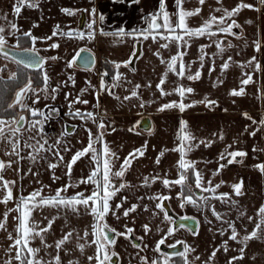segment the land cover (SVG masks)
Returning a JSON list of instances; mask_svg holds the SVG:
<instances>
[{
	"label": "crops",
	"instance_id": "1",
	"mask_svg": "<svg viewBox=\"0 0 264 264\" xmlns=\"http://www.w3.org/2000/svg\"><path fill=\"white\" fill-rule=\"evenodd\" d=\"M238 0H222L223 6L227 8L234 7ZM245 2L256 3V0H245ZM39 7L29 8L23 7L18 19L22 20L20 30H32L33 34L37 37H45L51 35L53 28L60 25L65 31L67 27L83 28L89 17L87 13L77 11L74 16H68L61 11V8H70V4L62 3L60 0H38ZM167 9L170 13L176 11L174 0L166 1ZM159 0H139V3L132 4L131 0H86L76 9H91L95 7L97 10V24L95 39L93 40H69L66 38H54V41L38 42L37 48L41 49L40 55L44 57L58 56L61 59L57 61H48L46 68L52 78L53 83L58 81L67 80L69 74L74 76L76 81L75 86L69 82L66 87H62L60 93L55 101L49 100V104H54L60 108L61 114L59 117L54 118L46 125V132L50 137H55L63 130L64 125H77L75 132L66 140L74 152L76 149L81 148L82 145L87 144V133L84 131L82 122L78 119H72L65 116L64 113L68 111L67 101L64 98V93H72L74 98L79 93L80 89L87 86L86 82L99 87L100 74L104 71H113V66L110 61H123L127 60L132 52L133 45L137 41L127 36L118 38L115 36H104L100 34L102 28L105 32H113L120 27H125L127 30L140 28L144 25V16L148 13L155 12L158 9ZM199 6L195 0H186L185 8L192 9ZM219 5L216 0H207L206 4L202 6L201 16L191 17L189 19L190 26H199L201 17L207 18L209 8H215ZM43 7V10L41 9ZM257 7H259L257 3ZM103 14L105 20L101 23L98 15ZM217 15H219L217 13ZM175 20V17H173ZM238 23L242 26V37L236 39L228 36L224 39V46L226 51L223 54H216L217 49L211 43V38L201 37L191 41V47L188 48V54L185 56L186 63L192 64V71L200 67L199 61V46L201 44L210 45L204 49L207 54L204 59V67L201 69V78L199 80H178L175 75L169 74L166 84L164 85L165 91L171 92L176 83H182L186 87H192L194 91L188 94L184 103L191 104L193 101H201L205 97L216 101V104L211 107H206L203 103H196L194 106L186 108L181 112L178 108L166 109L158 111L157 109L162 105L171 101H179L180 97L176 94L161 96L157 91L155 85L159 82V77L165 72V65L160 63V59L153 53L159 48V43H154L151 39L143 41L138 44L142 49L143 56L139 60H135L133 67L136 71L132 72L127 68H121L120 71L125 74L126 80L131 81L132 84L124 83L122 86L115 89L116 95L121 99L129 94V90L134 84H140L142 87L138 90L140 99L133 98L130 101L116 100L107 93H101L99 100V109L95 111L106 112L105 121L109 127L105 130V141L110 148L115 151L120 157L121 161H117V167L122 158L126 156L134 148L141 147L147 142L145 155L133 162L131 169L125 176L131 185L130 187L122 190L112 202L113 207L115 203H119L120 196H127L128 201L124 203V207H130L131 203H140L141 205L147 204L149 211H145L141 206L135 213L130 214L129 217L124 218L122 211L121 218L117 220L114 216L109 215L107 223L117 229L118 231L124 230V225L134 228L135 236H142L143 244L148 247L140 252V255L147 256L149 260L158 258L159 254L155 253L154 247L156 242L166 233L167 228L172 226L176 231L172 236L167 237L164 245L161 246V251L170 253L168 244L175 243L176 240H181L192 246L196 251L191 254L190 259L195 256H200L201 260L196 261L195 264H204V261L211 254L214 248H219L220 251L214 258L212 264H227V261L232 256H239L238 249L245 248L243 259L235 261L234 264H264V238H254L241 243L239 240L233 241L228 239L231 235L229 229L220 235L222 228L227 229V224L217 220L208 207H196L191 204H186L183 208L179 206V200L176 193L180 190L179 186L173 187L171 190L164 189L160 182L152 184L150 187H140L144 176H152L157 173L163 175L168 174L169 179L177 177L176 162L179 159V154L176 152L168 151L161 158L160 164L155 163L156 156L164 149H172L177 143V132L179 130L180 121L187 122L188 130L196 137L194 144H199L200 141H212L210 146L205 147L204 144H199L188 153L187 159L196 162V168L202 173L205 182L211 180L213 185L223 184L216 189V195L220 193H228L230 201H235V205L224 203L217 199L210 200V205L214 206L216 211L223 215L224 220L233 221L237 231L242 238L248 234L253 228L254 223L246 219L247 216H252L256 222L259 218L256 212L261 205H264V173L259 171L254 165L264 163V151L253 152V147L264 149V127H260L258 122L264 118V96L257 92V88L264 90V46L261 47L259 53L254 50L252 41L260 39L264 45V8L259 12L244 9L236 17ZM251 20L252 23L248 24L246 21ZM33 24L38 25L33 27ZM235 32L240 33L241 29H234ZM228 41H231L233 47L227 48ZM58 42L60 47L57 49L47 48L48 43ZM163 41H160L162 43ZM22 47H30L31 43L28 40L21 41ZM80 49H87L95 56V64L92 70H87L84 67L75 66L71 69L66 68V62L72 58L73 55ZM161 55L167 59L175 54L176 47L171 45L167 49H161ZM255 55L260 61L262 71L253 73L254 79L257 81L255 84L245 86V94L242 96H232L230 92L232 89L240 87V79L243 72L252 71L251 68L241 69L238 63H232L229 69L221 72L220 65L224 60L231 56L233 62H245L250 57ZM14 70L17 64L12 62ZM214 67L215 70L209 72V69ZM2 77V76H1ZM5 78V77H4ZM108 83H111V77L105 78ZM219 81H222L220 83ZM151 84V87L147 85ZM213 84H216L213 87ZM37 87L39 85H36ZM91 92V90H90ZM259 97V98H258ZM84 99L90 101L88 105L77 104L76 108L82 110H94L93 105L96 103L94 94L85 93ZM144 101L145 106L141 108L140 102ZM150 102V103H149ZM44 102L41 101L37 107L43 108ZM19 114L27 113L21 109ZM244 113H247L257 124H253L251 120L245 118ZM149 120V128L144 129L139 126L135 132H129L128 129L139 120ZM87 127L96 131V125L91 121L87 122ZM115 127L116 131H111ZM257 127L260 130L255 136L249 135V132L254 131ZM247 128V131H246ZM71 132V127H69ZM215 134V135H214ZM223 139H220V135ZM227 145H232L230 150H242L248 153L246 157L237 158L242 162L227 164V160L220 161L219 155L224 152ZM99 147V145H97ZM66 160L71 158V153H63ZM0 159H7L0 152ZM49 159L53 158L49 156ZM53 162H55L53 160ZM220 163L226 166L221 169L219 174L213 176V172L219 167ZM89 162L87 159H81L74 165L73 174L71 177L65 176L66 169L63 165L56 168L55 175L60 177L59 180L53 181L52 171L48 170L47 162L41 161L39 164L33 165L28 160H23L19 165L13 167L21 168V172L17 173L13 169H8L4 175L6 179L15 180L14 196L21 194L28 195L34 189L40 188L42 185L47 187L43 188L44 195H53L57 188L63 187L65 184H72L73 187L69 188L63 195L71 196L77 191L90 194L92 191L91 185L78 184L82 176H86L89 172ZM33 171H38V176L24 175L29 168ZM243 180L242 195L237 196L231 185ZM39 181V183H37ZM188 184L193 187V192L196 196H209L210 193H202L194 187V178L189 174ZM156 193L169 195L172 198L166 201L167 210L169 215L176 222L170 225L168 221L163 219V214L152 215L157 201H150L146 197L152 196ZM137 197H145L142 201H138ZM195 198V197H194ZM14 206V202H9L8 207ZM5 205L0 204V214L5 210ZM59 215L53 225V230L47 235V242L53 244L56 239L60 237L63 231L69 227L75 228L76 231L81 232L92 222V217L88 215L83 207H80L79 214H72L70 211L60 209H44L43 212L35 211L33 216L41 224H46L44 216ZM240 213H244L243 216ZM12 215H15L13 213ZM180 216H188L194 218L195 227L198 222L197 235H193L186 228L181 229L178 227ZM67 217V223L65 222ZM211 221V223H209ZM148 224L151 231L146 235L142 225ZM13 221L9 217V230L12 229ZM227 240L228 252L223 251L224 241ZM7 236L6 233L0 232V247L6 246ZM33 247H39L40 242L37 239ZM178 251H183L182 245H177ZM115 250L120 253L122 257V264H141V261L136 258L135 250L131 248L128 241L122 237L118 238ZM94 249L87 248L85 256L93 254ZM5 254L0 251V264L5 259ZM48 257H45L47 259ZM81 261V264H87L84 256L79 253L76 257ZM174 264H182L180 258H173ZM66 264V261H65Z\"/></svg>",
	"mask_w": 264,
	"mask_h": 264
},
{
	"label": "snow or ice",
	"instance_id": "2",
	"mask_svg": "<svg viewBox=\"0 0 264 264\" xmlns=\"http://www.w3.org/2000/svg\"><path fill=\"white\" fill-rule=\"evenodd\" d=\"M207 0H195V3L199 6L187 9L185 8L186 0H174L176 11L170 13L167 9L166 0H159L158 9L155 12L148 13L144 16V25L140 28H134L127 30L125 27H120L113 32H105L102 28L99 30L100 34L104 36H115L123 38L125 36L137 41V44L133 45L131 54L127 60L123 61H110L113 66V71H104L100 74L99 87L92 85L90 82H86L87 86L80 89L79 93L72 97V93L65 92L64 98L67 101L68 111L64 113L65 116H69L72 119H78L82 122L84 131L87 133V144L82 145L81 148L76 149L74 152L69 146V142L66 137L73 134L77 125L71 126L64 125L63 130L58 133L57 136L50 137L46 132V125L50 123L54 118L59 117L61 114L60 108L54 104H49L48 101H55L62 87H66L69 82L75 86L74 76L69 74L67 80L58 81L53 83L52 78L46 68L48 61H57L61 59L58 56L44 57L40 55L41 49L37 48L38 42L54 41V38H66L69 40H93L96 35L97 24V10L95 7L91 9H70L61 8V11L68 16H74L77 11H83L87 13L89 19L83 28L67 27L65 31L60 25H56L53 28L51 35L45 37H37L33 34L32 30L23 31L19 29L16 23H9L7 28L0 26V58L5 60H11L18 66V71L11 72L7 80L16 83H22L14 92V98L11 103H7L6 107L0 104V152L7 159H0V204L5 205V210L0 214V232L6 233L7 243L6 246L0 247L6 258L3 259L2 264H81V261L76 257L79 253L80 256H84L87 264H122V257L119 252L115 250L118 238L122 237L128 241L131 248L138 250L136 252V258L141 261V264H174L173 258H180L182 264H195L196 261H200V256H195L190 259L192 253L196 250L184 241L176 240L175 243L168 244L167 247L173 249L172 252L166 253L161 251V246L165 244L167 237L172 236L176 231V228L169 226L166 233L156 242L154 252L159 254L158 258H152L149 260L147 256L140 255L148 245L143 244L142 236L134 235V228L124 225L123 231L111 227L107 223V217L109 215L114 216L117 220L121 218L120 213L124 218L135 213L141 206L145 211H149L147 204L141 205L140 203H131L130 207L125 208L124 203L128 201L127 196H120L119 203H115L113 207V200L118 197V194L130 187L131 185L125 176L131 169L133 162L145 155V149L147 142L141 147L134 148L126 156L122 158V162L117 167V161H121V157L113 151L108 143L105 141V130L109 127L106 124L105 117L106 112L95 111L99 109V100L101 93H107L116 100L130 101L133 98L140 99L139 89L142 87L140 84H134L129 90V94L125 95L122 99L116 95L115 89L122 86L124 83L132 84L131 81H127L125 74L120 71L121 68H127L132 72L136 69L133 67L135 60H139L143 56V51L138 47V44L151 39L154 43H159V48L155 53L160 59V63L165 65V72L159 77V82L155 87L161 96H168L176 94L180 97L179 101H171L166 104H162L157 110L164 111L166 109L178 108L181 112L186 108L194 106L196 103H203L206 107H211L216 104V101L205 97L201 101H193L191 104L184 103V99L188 94H191L194 89L192 87H186L182 83H176L171 92L165 91L164 85L167 82L169 74L175 75L178 80H199L201 78V69L204 67V59L207 55L204 52L206 47L210 45L201 44L199 46V61L200 67L192 71V64L186 63L185 56L188 54V48L191 47V41L194 39H200L201 37L211 38V43L215 45L218 50L216 54H223L226 51L224 46V39L228 36L240 39L242 37V26L238 23L236 17L242 10L248 9L259 12L261 8H264V0H256V3L245 2V0H238L234 7L227 8L223 6L222 0H216V4L219 5L215 8H209V14L207 18L201 17V23L199 26H190L189 19L191 17L201 16L202 6L205 5ZM132 4L139 3V0H131ZM257 3L259 7H257ZM37 8L39 7L38 0H14L12 4V10L17 16L21 13L23 7ZM217 13L219 15H217ZM175 17V20L173 19ZM98 19L101 23L104 22L105 16L103 14L98 15ZM246 23L251 24L252 21L248 20ZM38 25L33 24V27ZM234 29H241L240 33L234 31ZM15 39V42L10 44L9 38ZM21 40H28L31 43L30 47H22ZM160 41H163L160 43ZM254 50L259 53L262 45L260 39L252 41ZM171 45H175L176 51L174 55H171L165 59L161 55V49H167ZM60 47L58 42L48 43L47 48L57 49ZM233 47L231 41H228L227 48ZM87 49H80L72 56L70 60L66 62V68L71 69L75 66L81 65L87 70L94 68L95 60L90 55H86ZM232 63H238L241 69L251 68L250 72H243L240 79V87L238 89H232L230 95L242 96L245 94V86L249 84H255L257 81L254 79L253 73H259L262 71L260 61L255 55L250 57L245 62H233V58L228 56L226 60L220 65L221 72L229 69ZM7 68V65L0 67V72H3ZM215 68L209 69V72L214 71ZM31 73H36L33 76ZM111 77V83L106 81V77ZM3 77H0V82L3 81ZM222 83V81H219ZM36 85H39L38 87ZM151 87V84L147 85ZM216 84H213L215 87ZM91 90V92H90ZM2 91V89H0ZM257 92L264 96V90L257 88ZM85 93L94 94L96 103L92 106L94 110L80 109L74 107L77 104L88 105L89 100L84 99ZM259 98V97H258ZM44 102L43 108L37 107L38 104ZM150 103V102H149ZM141 108L145 106V102L141 100ZM21 109L27 113L19 114L15 112V109ZM245 118L252 121L253 124H257L247 113H244ZM91 121L96 125V131L87 127V122ZM140 121L137 120L132 127L128 129L129 132H135L139 126ZM260 127H264V118L258 122ZM71 127V132L69 131ZM257 127L254 131L249 132V135L255 136L260 130ZM111 131L115 132L116 128L112 127ZM247 131V128H246ZM215 135V134H214ZM220 139H223V135H220ZM178 143L172 149L162 150L155 159V163L158 165L161 162V158L166 152L172 151L179 154V159L176 162L177 177L175 179H169L168 174L161 175L157 173L152 176H144L140 187H150L156 182H160L164 189L171 190L175 186H179V191L176 193V197L179 200V206L183 208L186 204H191L196 207H208L212 212V215L220 220L222 223L227 224V229L222 228L220 235H224L226 231L231 230V235L228 239L241 243H245L248 240L254 238H264V205H261L256 212V216L259 221L256 222L252 216H247L246 219L254 223V228L240 237L239 232L233 221L224 220L223 215L216 211L215 207L210 205V200L217 199L224 203H231L235 205V201H230L228 193H220L216 195V189L220 184L213 185L211 180L205 182V178L202 173L196 168V162L187 159L189 152L194 147H198L199 144H204L205 147L210 146L212 141H200L199 144H194L196 137L187 128V122L180 121L179 130L177 132ZM99 145V147L97 146ZM232 145H227L224 152L220 153L219 160H227V164L242 162L237 158H243L248 155L247 152L242 150H230ZM264 151L253 147V152ZM63 153H71V158H65ZM49 156L53 159L50 160ZM81 159H87L89 164V172L86 176H82L78 184L91 185L92 191L90 194L77 191L74 195H63L69 188L73 187L72 184H65L61 188H57L53 195H44L43 188L47 187L42 185L40 188L34 189L28 195L14 196V187L16 185L15 180H9L5 178L4 173L8 169H13L15 172L20 173L21 168L13 167L19 165L21 161L28 160L33 165L39 164L41 161L47 162L48 170L52 171L53 181L59 180L60 177L55 175V169L63 165L66 171L65 176L71 177L73 174L74 165ZM53 160L55 162H53ZM226 165L220 163L219 167L213 172V176L219 174L221 169ZM259 171L264 173V163H258L254 165ZM189 174L194 178V187L202 193H210L209 196H196L193 192V187L188 184ZM24 175L38 176V171H33L30 167ZM39 183V181H37ZM234 193L237 196L242 195L243 180L231 185ZM195 197V198H194ZM150 201H157L155 203V209L158 212L153 211L152 215L163 214V219L168 221L170 225L176 222L169 215L166 201H169L172 197L162 193H156L152 196L146 197ZM145 197H137L138 201H142ZM9 202H14V206L8 207ZM80 207H83L88 215L92 217V222L89 226L85 227L81 232L76 231L75 228L69 227L68 230L63 231L58 239L53 244L47 242V235L52 232L53 225L56 220L59 219V215L44 216L46 224H41L33 216L35 211L43 212L44 209H56L59 212L60 209L70 211L72 214H79ZM15 213V215H12ZM241 216L244 213H240ZM13 221L12 229L9 230V217ZM179 220L187 221L194 220L192 217L180 216ZM67 223V217H65ZM211 223V221H209ZM144 233L147 235L151 229L148 224L142 225ZM179 228H186L193 235H197L198 222L196 227H190L185 223H180ZM39 240L40 246L33 247V243ZM182 245L183 251H176V246ZM87 248L94 249L93 254L85 256V250ZM219 248H214L211 254L204 261V264H212ZM223 251L228 252L227 240L224 241ZM240 255L232 256L228 259L227 264H234L235 261L243 259L245 248L240 247L238 249ZM45 257H48L45 259Z\"/></svg>",
	"mask_w": 264,
	"mask_h": 264
},
{
	"label": "rangeland",
	"instance_id": "3",
	"mask_svg": "<svg viewBox=\"0 0 264 264\" xmlns=\"http://www.w3.org/2000/svg\"><path fill=\"white\" fill-rule=\"evenodd\" d=\"M62 1V3H67L70 4V7H74V9H76L75 7H79L80 5L83 4L84 1L86 0H60ZM168 1V0H166ZM91 2H93V0H91ZM14 3V0H0V26H4L7 28L9 23H16L18 25V27L20 26L19 23L22 22V20H20V18L18 19V16L16 14H14L13 10H12V4ZM43 10V7L41 8ZM83 11H81V17L79 18V20L82 19V13ZM20 29V27H19ZM15 42V39L10 37L9 38V43L12 44ZM13 61L9 60H5L3 58H0V67L7 65V68L3 71L0 72V76L7 78L8 75L13 72L16 71L14 70L13 67Z\"/></svg>",
	"mask_w": 264,
	"mask_h": 264
},
{
	"label": "trees",
	"instance_id": "4",
	"mask_svg": "<svg viewBox=\"0 0 264 264\" xmlns=\"http://www.w3.org/2000/svg\"><path fill=\"white\" fill-rule=\"evenodd\" d=\"M16 71H18V66ZM31 74L33 76L36 75V73ZM19 86H22V83L11 82L8 81L7 78H4L3 81L0 82V89H2V91H0V104H3V106L6 107L7 103H11L12 99L14 98V92ZM14 111L18 113L19 108L15 109Z\"/></svg>",
	"mask_w": 264,
	"mask_h": 264
},
{
	"label": "water",
	"instance_id": "5",
	"mask_svg": "<svg viewBox=\"0 0 264 264\" xmlns=\"http://www.w3.org/2000/svg\"><path fill=\"white\" fill-rule=\"evenodd\" d=\"M86 55H90L91 57H93L94 58V60H95V56H94V54L92 53V52H90L89 50L85 53ZM79 67H83V66H81V65H78ZM85 68V67H84ZM140 127L141 128H144V129H148L149 128V120L148 119H143V120H141V122H140ZM178 222L179 223H185V224H187V225H189L190 227H195V221L194 220H187V221H181V220H178ZM176 251H178L179 249H178V247H176V249H175ZM169 251L170 252H172L173 251V249H169Z\"/></svg>",
	"mask_w": 264,
	"mask_h": 264
}]
</instances>
